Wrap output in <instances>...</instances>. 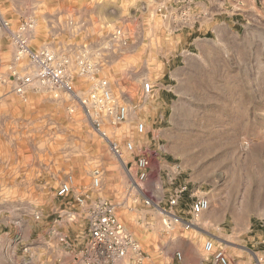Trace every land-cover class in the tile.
I'll return each mask as SVG.
<instances>
[{"label": "rangeland", "instance_id": "obj_1", "mask_svg": "<svg viewBox=\"0 0 264 264\" xmlns=\"http://www.w3.org/2000/svg\"><path fill=\"white\" fill-rule=\"evenodd\" d=\"M220 1L0 0V264H72L54 223L80 238L99 199L116 204L150 264H211L209 238L230 264H264V0ZM18 33L66 62L73 93L43 87ZM103 79L128 107L124 122L95 103ZM70 174L86 205L57 196ZM185 186L168 227L162 207ZM198 196L210 208L193 216Z\"/></svg>", "mask_w": 264, "mask_h": 264}, {"label": "built area", "instance_id": "obj_2", "mask_svg": "<svg viewBox=\"0 0 264 264\" xmlns=\"http://www.w3.org/2000/svg\"><path fill=\"white\" fill-rule=\"evenodd\" d=\"M7 24V23H6ZM122 30H118L115 38H119ZM18 44L19 56H28L35 67L34 77L37 78L46 89H63L73 93L75 90L74 81L66 68L65 61H58L55 54L48 50H35L30 47L27 39L21 34L14 35ZM86 70L85 67L82 69ZM32 77L27 76L23 83L18 87L22 91L23 86L31 82ZM96 89L99 98L95 103L104 109L107 116L115 123H121L128 118V107L114 96L109 80L103 79L98 82ZM155 90V84L151 81L143 83V92L150 95ZM86 104V100H83ZM87 106V104H86ZM139 131L144 130V123L138 126ZM113 150L121 156V149L117 142L112 143ZM126 147L134 150V144L127 142ZM137 176L140 180L147 178L150 164L148 155L144 154L138 157ZM94 185H100L101 172L97 169L94 172ZM74 176L68 175L61 182L57 189V196L62 199H68L74 195ZM187 189L182 187L168 199L166 207H162L166 214L163 222L168 227L172 221H179L180 216L174 213L173 208L179 206L181 194ZM75 204L86 205V198L83 194L73 196ZM148 204L149 200L146 201ZM210 208V200L205 196L196 197L191 204L190 212L193 216H199ZM88 220L87 228L80 238L71 240L61 230L59 222H55L53 231L59 241L66 245L73 256L72 264H150L151 255L146 251L140 242L128 232L126 225L117 214V207L112 201L99 199L91 204L86 211ZM40 213L36 214L37 219H41ZM206 259L211 264H230V256L222 246H218L214 239L209 238L203 244ZM183 262L182 252H177L175 258Z\"/></svg>", "mask_w": 264, "mask_h": 264}, {"label": "crops", "instance_id": "obj_3", "mask_svg": "<svg viewBox=\"0 0 264 264\" xmlns=\"http://www.w3.org/2000/svg\"><path fill=\"white\" fill-rule=\"evenodd\" d=\"M171 7L173 5H182L184 7H189L190 9L194 6V7H199L200 10H204V8H206L207 3H210L211 6H215L218 7L219 3H222L220 0H169ZM192 4H194L192 6ZM220 5V4H219ZM194 41H196V39H193Z\"/></svg>", "mask_w": 264, "mask_h": 264}]
</instances>
